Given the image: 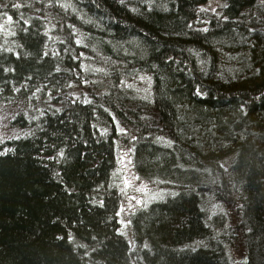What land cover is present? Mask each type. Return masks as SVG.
Listing matches in <instances>:
<instances>
[{
    "label": "trees",
    "instance_id": "trees-1",
    "mask_svg": "<svg viewBox=\"0 0 264 264\" xmlns=\"http://www.w3.org/2000/svg\"><path fill=\"white\" fill-rule=\"evenodd\" d=\"M211 1L0 0V264H264V0Z\"/></svg>",
    "mask_w": 264,
    "mask_h": 264
},
{
    "label": "rangeland",
    "instance_id": "rangeland-1",
    "mask_svg": "<svg viewBox=\"0 0 264 264\" xmlns=\"http://www.w3.org/2000/svg\"><path fill=\"white\" fill-rule=\"evenodd\" d=\"M218 0H213L208 4L201 7L203 12H218L219 4ZM120 165H121V179L123 178V195L124 200L122 203L120 219L122 222V227L124 230L128 231L129 213L136 205L144 203L147 199L156 196L153 187L145 182L140 181L131 163V154L129 151L124 150L120 155ZM120 172V171H119ZM237 257V255H236ZM241 257V258H240ZM238 258H244L242 255L238 254Z\"/></svg>",
    "mask_w": 264,
    "mask_h": 264
}]
</instances>
